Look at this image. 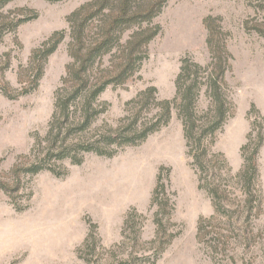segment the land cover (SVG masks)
Wrapping results in <instances>:
<instances>
[{"label":"rangeland","instance_id":"rangeland-1","mask_svg":"<svg viewBox=\"0 0 264 264\" xmlns=\"http://www.w3.org/2000/svg\"><path fill=\"white\" fill-rule=\"evenodd\" d=\"M86 1L13 0L0 9L20 17L37 13L0 40V88L28 87L32 51L54 32L67 31L37 88L17 98L0 89V181L8 187L0 188V264H264V141L260 202L230 219L215 214L211 196L199 188L176 110L159 131L112 157L90 152L81 164L59 161L58 175L48 169L13 173L34 161L33 147L48 131L55 91L71 62L67 18ZM154 23L161 31L139 71L101 94L106 106L96 125L117 126L127 103L147 87H156L160 100L172 99L185 57L209 65L212 29L230 54L225 80L233 107L210 148L231 167L224 173L228 204L235 207L243 199L234 178L244 161L242 147L249 136H264V0H167ZM207 104L202 95L200 108ZM156 110L151 104L142 112ZM160 174L166 188H159L154 203ZM209 218L207 234L199 237V221Z\"/></svg>","mask_w":264,"mask_h":264},{"label":"trees","instance_id":"trees-1","mask_svg":"<svg viewBox=\"0 0 264 264\" xmlns=\"http://www.w3.org/2000/svg\"><path fill=\"white\" fill-rule=\"evenodd\" d=\"M11 1L0 0V9ZM166 3L167 0H88L68 16L71 62L55 91L48 131L33 147L35 159L26 167L16 166L15 175H19V171L34 175L45 169L58 175L55 163L67 159L81 164L84 154L90 152L112 157L120 149L138 145L159 131L169 123L176 110L183 124L187 155L199 174V188L211 196L215 214L230 219L237 213L252 212L260 202L258 154L264 136L260 133L257 140L249 136V142L242 147L244 161L234 178L243 199L232 207L228 204L230 191L224 173V169L230 171L231 167L222 153H213L210 148L216 133L232 116L233 107L226 94L225 80L230 54L224 45L215 42L212 29L209 28L207 38L211 53L209 65L203 67L185 57L175 80L176 92L172 99L160 100L157 88L147 87L127 103L126 115L117 126L96 125L106 106L100 101L101 94L109 86L124 85L139 71L147 57L148 44L161 31L154 19ZM36 16L37 13L33 17H20L1 12L0 40ZM66 36V30L56 31L35 48L29 64V86L21 91L3 86L0 88L3 94L17 98L37 88L46 61ZM106 57H109L107 63ZM202 95L208 101L204 109L199 105ZM151 104L157 108L155 113L143 115V108ZM161 180L160 174L152 199L154 203L159 188H166ZM0 188L8 190L1 181ZM212 219L199 221V237L207 234L205 224ZM156 222L160 230L162 221L156 217Z\"/></svg>","mask_w":264,"mask_h":264}]
</instances>
